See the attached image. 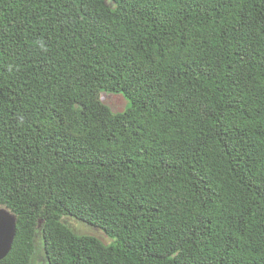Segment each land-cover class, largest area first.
Listing matches in <instances>:
<instances>
[{
    "label": "trees",
    "instance_id": "obj_1",
    "mask_svg": "<svg viewBox=\"0 0 264 264\" xmlns=\"http://www.w3.org/2000/svg\"><path fill=\"white\" fill-rule=\"evenodd\" d=\"M1 206L0 264H264V0H0Z\"/></svg>",
    "mask_w": 264,
    "mask_h": 264
},
{
    "label": "rangeland",
    "instance_id": "obj_2",
    "mask_svg": "<svg viewBox=\"0 0 264 264\" xmlns=\"http://www.w3.org/2000/svg\"><path fill=\"white\" fill-rule=\"evenodd\" d=\"M101 98L114 110V111H124L131 106V102L127 99L124 94L116 92H106L101 93ZM69 224L79 231H87L96 234L104 243H111L114 238L108 236L97 226H92L88 224L81 223L75 219L68 218Z\"/></svg>",
    "mask_w": 264,
    "mask_h": 264
},
{
    "label": "water",
    "instance_id": "obj_3",
    "mask_svg": "<svg viewBox=\"0 0 264 264\" xmlns=\"http://www.w3.org/2000/svg\"><path fill=\"white\" fill-rule=\"evenodd\" d=\"M17 215L5 206L0 207V260L10 252L16 235Z\"/></svg>",
    "mask_w": 264,
    "mask_h": 264
}]
</instances>
